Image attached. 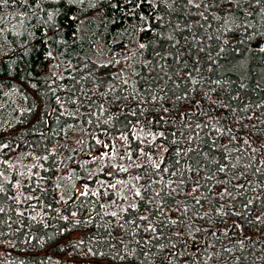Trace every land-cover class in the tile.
Wrapping results in <instances>:
<instances>
[{
	"label": "trees",
	"instance_id": "16d2710c",
	"mask_svg": "<svg viewBox=\"0 0 264 264\" xmlns=\"http://www.w3.org/2000/svg\"><path fill=\"white\" fill-rule=\"evenodd\" d=\"M0 264H264V0H0Z\"/></svg>",
	"mask_w": 264,
	"mask_h": 264
},
{
	"label": "water",
	"instance_id": "95a60500",
	"mask_svg": "<svg viewBox=\"0 0 264 264\" xmlns=\"http://www.w3.org/2000/svg\"><path fill=\"white\" fill-rule=\"evenodd\" d=\"M257 45L259 46V45H260V43H257Z\"/></svg>",
	"mask_w": 264,
	"mask_h": 264
}]
</instances>
